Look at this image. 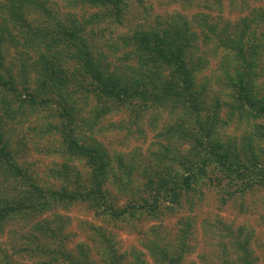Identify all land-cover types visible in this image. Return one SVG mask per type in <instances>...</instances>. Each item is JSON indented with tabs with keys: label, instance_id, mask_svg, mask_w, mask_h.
Returning <instances> with one entry per match:
<instances>
[{
	"label": "trees",
	"instance_id": "1",
	"mask_svg": "<svg viewBox=\"0 0 264 264\" xmlns=\"http://www.w3.org/2000/svg\"><path fill=\"white\" fill-rule=\"evenodd\" d=\"M135 1L0 0V232L13 219L27 227L21 245L0 244V264H182L188 214L208 193L224 206L264 190V7L227 22L221 0H177L115 34ZM111 115L127 116L114 127L126 138L154 134L147 155L95 138ZM31 120L38 140L56 139L44 152L63 159L48 174L57 187L15 156L25 144L9 126ZM78 204L103 225L80 222L87 241L69 249L60 216L43 215ZM167 217H178L171 237L157 223ZM113 228L140 234L141 249L121 251ZM231 237L220 264H254L249 237Z\"/></svg>",
	"mask_w": 264,
	"mask_h": 264
},
{
	"label": "rangeland",
	"instance_id": "2",
	"mask_svg": "<svg viewBox=\"0 0 264 264\" xmlns=\"http://www.w3.org/2000/svg\"><path fill=\"white\" fill-rule=\"evenodd\" d=\"M221 3L223 11L219 18L227 22L237 21L240 15L246 12L247 7L245 6L264 7V0H233L234 6L230 5V0H221ZM58 5L63 4L60 2ZM179 8L180 5L177 0H137L129 4L124 16L125 25L119 27L115 34L125 33L129 28L139 25L149 26L148 24H153L156 18L160 17L162 19L167 14L170 15L178 11ZM89 12L84 11V14ZM212 14L215 16L217 12L212 11ZM126 117V115L104 117L101 123L104 127L103 135L95 134V138L102 142L110 152L121 151L127 153L135 150V152L141 153L142 156L147 155L154 135L148 131L147 127H145L142 134H136L134 137L128 138L125 137L124 131L118 132L114 129L120 120L122 118L126 119ZM165 118V116L160 117V121H158L160 125ZM29 125L37 126L34 120L29 121V123L25 122L21 126H9V133L11 134L8 135L11 139H14V142L17 140L16 142L25 144L23 149L19 150V153L15 156L18 162L29 169L32 175L35 174L38 181H42L47 185L54 182V186L57 187L59 180L50 177L48 174L52 168H59L63 159L57 156H49L44 152L47 146H52V150L56 149V139L54 136L49 138L50 134L45 140H38L40 135L29 129ZM123 125H126V122H123ZM75 166L79 173L85 171L82 164L77 163ZM216 200L214 192L208 193L205 200L197 205L193 212L188 214L193 221V233L189 242L193 250L184 257L182 264H220L219 257L222 255L223 245H226L229 251L233 249V246H231L232 233L234 235L239 234L242 239L249 237V246L253 252L254 264H264V190L261 189L251 195L246 194L242 197L236 196L224 206H220ZM123 202L124 199H119V204ZM55 215L60 216L61 229L69 237L68 242L66 241L69 249H72L79 240L87 241L85 230L80 226V222L103 225V222L82 204L74 205L67 210L61 207L55 208L43 215V218H52ZM177 218L167 217L163 221L157 222L160 223V230L171 237L175 232L173 231V224ZM146 226L147 224L143 223L141 230L146 229ZM12 230L16 232L15 235H10ZM26 231L27 227L22 228L18 219L9 220L3 228L2 235L0 232V244L8 251L11 245L15 247L21 245V236ZM113 233L121 251H128L132 248L141 249L137 243L140 234L133 233L127 228H113ZM15 259L18 264H35L34 260L26 259V257ZM149 264L153 263L149 262Z\"/></svg>",
	"mask_w": 264,
	"mask_h": 264
}]
</instances>
